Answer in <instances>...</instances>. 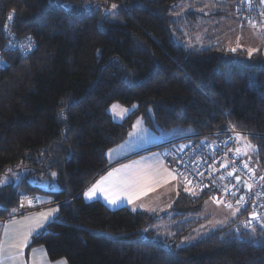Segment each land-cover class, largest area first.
<instances>
[{
	"label": "trees",
	"instance_id": "1",
	"mask_svg": "<svg viewBox=\"0 0 264 264\" xmlns=\"http://www.w3.org/2000/svg\"><path fill=\"white\" fill-rule=\"evenodd\" d=\"M178 2L0 0V59L7 61L0 65V174L18 176L0 185V217L12 212L20 192L58 202L57 216L30 241L50 260L264 264V222L245 226L249 209L238 200H229L239 207L227 224L179 244L191 226L186 215L202 211L207 192L180 186L165 213L176 221L174 237L154 232V212L111 209L81 195L138 115L155 129L235 127L254 146L247 161L236 155L264 189V49L249 57L208 38L185 41L195 12L172 15ZM245 5L260 10L254 19L243 16ZM236 9L240 25L264 26L262 0H240ZM28 42L34 50L20 49ZM113 101L137 106L115 121L107 111Z\"/></svg>",
	"mask_w": 264,
	"mask_h": 264
},
{
	"label": "crops",
	"instance_id": "2",
	"mask_svg": "<svg viewBox=\"0 0 264 264\" xmlns=\"http://www.w3.org/2000/svg\"><path fill=\"white\" fill-rule=\"evenodd\" d=\"M221 12L223 13V11ZM220 15L217 16L221 17ZM222 23H225V21L223 20ZM219 24V22H216L215 27H218ZM255 28L257 31H264V26L254 27L235 23L234 26H231L230 31L232 32L222 29L220 32H217V35H215L216 33H212L210 41L221 45V43L218 41H224L227 37H229V42L235 44V46L241 47L243 42H248L255 36V33L251 30H255ZM193 133L194 132L190 128H184V130L175 132L164 141H167L165 143H169L172 140L179 139ZM149 146L150 147L140 146L134 149L126 150L124 152H121L119 149H117L118 153L110 154V157L106 155V169L97 175L95 179L90 182L81 192L84 201L90 202L94 200H100L111 209L125 206L131 210H144L167 217L169 214L165 215V213L169 211L166 210V207L163 209L164 211H161V207L165 205L170 207L171 203L176 197L178 189L180 186L185 187L186 181L184 180L183 176H181L174 168V172L168 168L171 165L165 157V152L167 150L164 153H161L160 151L151 147V145ZM109 151L111 152L113 150L111 149ZM109 173L112 175L109 176ZM101 178H104L103 182L101 183V188L107 191H97V193L91 198L86 197L85 193L91 189L93 185L97 184L98 181H101ZM187 189L190 188L187 187ZM106 195H115L118 197L117 203L114 205L109 204L108 200L105 199ZM130 196L134 197L131 204L128 203ZM39 199L44 204L41 208L13 217L14 220H7L3 224L0 241L4 242L5 251L3 255H0V264H7L9 261H11L12 254L15 252V250L13 253H11L12 248L8 247V245L11 244V238L15 236L17 232L21 231L23 234L27 233L29 227L34 226L37 220L41 219L39 216L40 213H46L50 209L58 210V202H54L52 197H40ZM212 201L215 202L214 200ZM229 205L234 208V211L228 212L227 215L231 213L236 214L238 211L236 204L234 202L232 203L231 201L227 204H224V206L228 207ZM224 213V210H222L221 215ZM57 214L58 211L44 222V226L42 228L33 232L29 236L26 245H24L20 250L21 255H31L32 264L37 263L36 257H40V261H42L43 256L46 259L47 264H59L60 258L56 260H50L43 245L30 244L31 238L34 235L42 232L46 228L47 224L52 221L57 216Z\"/></svg>",
	"mask_w": 264,
	"mask_h": 264
},
{
	"label": "rangeland",
	"instance_id": "3",
	"mask_svg": "<svg viewBox=\"0 0 264 264\" xmlns=\"http://www.w3.org/2000/svg\"><path fill=\"white\" fill-rule=\"evenodd\" d=\"M240 0H185L178 2L175 7L174 11H172V15L179 16L182 12H186V10H191L195 12V16L193 20H190V25H186L188 27L187 29H192V31H188V33H185V41L190 42L193 41L195 44H200V42L203 40V38H209L211 37L212 33H216L221 31L222 29H226L228 32H232L231 26H234L235 23L237 24V5ZM218 9L224 11L220 16H208L207 14L212 12L213 10ZM205 14V15H202ZM225 21V23H222V21ZM216 22H219L220 24L218 27L216 26ZM255 36L252 38V40H249L248 42H243L242 46H235V44L228 41L227 37L224 41L220 40L218 42L221 43V45L227 49H236L241 48L249 51L250 49H256L258 47H263L264 49V31H257V29H251ZM182 35H184L185 29H182ZM191 32V33H190ZM202 38V39H201ZM113 105H118L119 107L116 109V112L119 113L120 110L127 109L126 112L123 113L122 117L119 115H114L112 111H109V109ZM137 106L136 103H132L130 105L121 104L118 101L111 102L108 107L107 111L111 115L112 119L115 121H121L129 112H131L135 107ZM150 116L152 115V112L150 110ZM153 118V115H152ZM186 127H171L168 129H160V128H153L149 126L145 118L143 116H135L132 120L131 126L126 134V136L116 145L110 147L106 151V155L110 157V154L118 153L119 149L121 152H124L129 149H134L136 147L145 146V147H153L154 149L160 151L161 153H164L168 148H170L169 144L165 143L167 141H164L168 137H170L172 134L179 130H184ZM191 135V134H190ZM240 139H237L236 136V151L237 149H240V153L238 154L243 160L247 161V158L249 156H253L254 147H248L250 144L246 137L242 134H239ZM253 146V145H252ZM114 148V149H113ZM113 151H109V150ZM172 166V165H171ZM169 166L168 168L174 172V167ZM174 168V169H173ZM12 172V170H8ZM14 173V172H12ZM18 178L17 175H13L11 173L7 174H0V180H3L4 183H7L11 180H16ZM0 184V185H3ZM187 189V187L185 186ZM24 192H20L18 195V200L20 195ZM30 193V192H27ZM34 193V192H32ZM38 196L37 193H34ZM49 195H40V197L48 198ZM38 197V198H40ZM51 197V196H49ZM216 202V201H215ZM213 202L210 197H207L203 200L202 203V211L201 210H194L189 212L186 216L191 218L189 221V225H191L188 228V232H185L183 236H181V239L179 240V244H185V243H191L198 239L199 237L209 233L211 230L221 227L228 223L231 217L235 215V213H231L227 215L228 212L234 211V208L224 206V203L219 202L215 203ZM18 205V201H17ZM16 205V207H17ZM239 207V205H236ZM15 207V208H16ZM166 207V210L168 211L169 206L165 205L161 207V211H164L163 209ZM14 208V209H15ZM152 208V207H151ZM13 209V210H14ZM153 209V208H152ZM159 209V206H158ZM12 210V212H13ZM154 210V209H153ZM152 210V211H153ZM224 210V214L221 215V211ZM13 217L8 218L7 220H11ZM14 220V219H13ZM12 220V221H13ZM175 220L169 219L168 217H161L159 214L156 215L155 223L151 226L153 228L154 232L159 234H168L171 237H174V231L173 229H170V227L175 224ZM244 224L242 223V226ZM22 236L23 233L21 231L17 232L15 236L11 238V243L14 239H16L17 235ZM143 239H147L146 235L142 236ZM31 241V240H30ZM26 245V244H24ZM23 245V246H24ZM12 248V247H10ZM22 248H12L11 253L12 259L7 264H32V258L31 255H21L20 250ZM62 258L59 260L61 261ZM65 260V259H64ZM37 263L35 264H47L46 259L44 256L42 257V261H40V257H36Z\"/></svg>",
	"mask_w": 264,
	"mask_h": 264
},
{
	"label": "built area",
	"instance_id": "4",
	"mask_svg": "<svg viewBox=\"0 0 264 264\" xmlns=\"http://www.w3.org/2000/svg\"><path fill=\"white\" fill-rule=\"evenodd\" d=\"M258 11L245 5L243 16H253L251 19H254ZM237 134L242 132L231 125L212 133H193L167 143L170 148L165 152V157L192 190L205 191L216 202L227 204L232 198L238 200L241 206H247L249 211L244 224L251 226L264 222V189L260 177L235 153ZM236 176L248 182L250 188H244ZM38 197L32 192L22 193L13 212L0 217V239L2 226L8 218L43 206ZM252 213L256 214V219L250 217Z\"/></svg>",
	"mask_w": 264,
	"mask_h": 264
},
{
	"label": "snow or ice",
	"instance_id": "5",
	"mask_svg": "<svg viewBox=\"0 0 264 264\" xmlns=\"http://www.w3.org/2000/svg\"><path fill=\"white\" fill-rule=\"evenodd\" d=\"M262 2H264V0H262ZM117 7L116 4H112L111 8L115 9ZM14 15V14H13ZM29 41H31V37L28 38ZM20 49H27L28 51L34 50L35 48V44L34 43H27V44H21ZM232 51H235V49H232ZM256 51V49H250L249 50V57H251V55ZM0 65H7V61H4L2 59H0ZM118 105H113L109 111H112L114 115H119L122 117L123 113L127 111V109H121L119 113L116 112V109L118 108ZM61 115H63V113L61 112ZM237 139H240L239 134H237ZM248 147H254L251 144L248 145ZM240 153V149H237V154ZM53 176L56 175V173H52ZM112 174L109 173V176H111ZM237 179H239V177H237ZM104 178H101V181H98L97 184L93 185L91 189H89L86 193L85 196L91 198L92 196H94L97 191H107L105 189L101 188V183L103 182ZM4 181L0 180V184H3ZM186 191H191L190 189H186ZM142 194V193H141ZM134 197H129L128 199V203H132ZM105 199L108 200L109 204H116L117 203V199L118 197H116L115 195L113 196H105ZM241 199H243V197H241ZM237 203H239V201H237ZM229 207H231V205H229ZM58 210L57 209H50L48 212L46 213H40L39 216L41 217V219L37 220V222L35 223L34 226L29 227L28 232L24 233L22 236H20L19 234L17 235L16 239L13 240V242L8 245V247H12V248H22L24 244H26L28 242V238L29 236L35 232L37 229H40L44 226V222L47 221L49 219V217H51L54 213H56ZM250 217L252 219H256V214L252 213L250 214ZM251 221H249L250 223ZM5 251V244L4 242L0 241V255H3ZM59 264H67V261L64 260L63 258L61 259V261L59 262Z\"/></svg>",
	"mask_w": 264,
	"mask_h": 264
},
{
	"label": "water",
	"instance_id": "6",
	"mask_svg": "<svg viewBox=\"0 0 264 264\" xmlns=\"http://www.w3.org/2000/svg\"><path fill=\"white\" fill-rule=\"evenodd\" d=\"M237 177H239V176H236V177H235L236 180H238L239 183H240L244 188H246V189H249V188H250V184H249L248 182L244 181L242 178L237 179ZM44 185L47 186V183H44Z\"/></svg>",
	"mask_w": 264,
	"mask_h": 264
}]
</instances>
